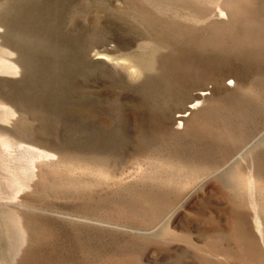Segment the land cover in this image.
I'll return each mask as SVG.
<instances>
[{
  "label": "rangeland",
  "instance_id": "374dc122",
  "mask_svg": "<svg viewBox=\"0 0 264 264\" xmlns=\"http://www.w3.org/2000/svg\"><path fill=\"white\" fill-rule=\"evenodd\" d=\"M0 264H264V0H0Z\"/></svg>",
  "mask_w": 264,
  "mask_h": 264
},
{
  "label": "bare ground",
  "instance_id": "6f19581e",
  "mask_svg": "<svg viewBox=\"0 0 264 264\" xmlns=\"http://www.w3.org/2000/svg\"><path fill=\"white\" fill-rule=\"evenodd\" d=\"M206 94L204 93V92H201V93H199L198 95H197V99L198 100H201L204 96H205ZM194 103L195 104H197L198 103V101H194V102H192V106L190 105L189 107H186L184 110H182V111H180V112H178L176 115H175V117H174V119H173V123H174V125L175 126H181V125H183V123L185 122V120H186V117H187V114L188 113H190L191 111H192V109L195 107L194 106ZM18 149V148H17ZM16 149V150H17ZM228 170V169H227ZM231 170V169H230ZM229 174V173H228ZM224 175V174H223ZM231 179H232V182H233V185H234V187H237V188H239V186H241L240 185V180L238 179V178H236L235 176H233V175H231Z\"/></svg>",
  "mask_w": 264,
  "mask_h": 264
}]
</instances>
